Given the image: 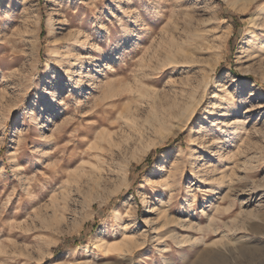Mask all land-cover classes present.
Returning <instances> with one entry per match:
<instances>
[{
	"label": "rangeland",
	"instance_id": "374dc122",
	"mask_svg": "<svg viewBox=\"0 0 264 264\" xmlns=\"http://www.w3.org/2000/svg\"><path fill=\"white\" fill-rule=\"evenodd\" d=\"M246 3L0 0V264H264V0ZM172 35L197 63H168ZM90 108L116 141L155 111L171 115L94 184L107 167L97 146L109 150L85 134ZM230 201L219 232L197 230ZM174 227L198 243L179 244ZM223 243L232 250L201 254Z\"/></svg>",
	"mask_w": 264,
	"mask_h": 264
},
{
	"label": "bare ground",
	"instance_id": "6f19581e",
	"mask_svg": "<svg viewBox=\"0 0 264 264\" xmlns=\"http://www.w3.org/2000/svg\"><path fill=\"white\" fill-rule=\"evenodd\" d=\"M255 1V0H247V3H246V7L251 5V3ZM260 26L264 29V18H262L261 22H260ZM166 30L167 32V28L164 29L162 31V33ZM170 31V29H169ZM200 30H196L195 34L197 37H194L192 38L191 40L189 41H185L188 43L187 46H189L192 50V52H194L195 50L194 49H197V48H201L202 46V43H201V40L203 38V35L201 32H199ZM164 32V33H166ZM169 33V32H168ZM264 33V32H263ZM207 37V36H206ZM78 40L75 39L74 42H77ZM165 46L164 48L162 49H165V56L168 60V63H190L191 65L194 64V63H197L198 62V58L196 56H191L189 54V52H187L186 49H184V42L182 41H178L177 39H174V36L172 35L171 38L167 39L166 42H164ZM204 47V46H203ZM189 50V49H188ZM217 63V62H216ZM197 65V64H196ZM217 65H215L214 67L212 66V68L214 69ZM193 67V66H192ZM195 85V84H194ZM193 85V86H194ZM196 86V85H195ZM198 86V85H197ZM194 91V90H193ZM192 93V92H191ZM107 95H109L107 93ZM114 95V94H113ZM110 96V95H109ZM98 98V97H97ZM105 99V97H103ZM96 99V98H95ZM99 99V98H98ZM101 99V98H100ZM99 99V100H100ZM98 100V101H99ZM98 101L96 100L95 102V106H98ZM103 102V101H102ZM177 104V102H174L172 105L175 106ZM171 105V106H172ZM94 106V104H93ZM92 107V106H91ZM95 108V107H94ZM98 108V107H97ZM92 108H90L87 113L89 117H96L97 118V123L94 124V125H90L88 127V129H86L87 131H85V134L88 135V134H91V133H94L96 132L97 135L99 136V139H101V141H106L107 144H108V150H109V153L105 154L104 155V152H103V145H99L97 146V156L99 157H102L103 159L106 158V164H107V167L105 168L104 166H100L98 167L97 166V170H98V173H97V176L96 178L93 179V182L94 184H98L100 182V179H103V178H106L107 175H110L112 172H114L116 166V163H117V160L119 159L120 154H121V150L122 149H127V148H136L137 144L139 143H142L143 141L148 140V136H150L149 134H151L152 132H155L156 130H158L159 127H162L163 123H164V119L166 118L167 115H171V113H168L165 112L166 110L164 109H161L160 112H154L153 114H151L150 116H148L147 118H145V120H143L142 123H135V127L133 129H130L129 133H127L125 135V137L121 138L120 140L116 141L115 139L112 138L111 135H108L107 138H104V135H103V132H97V128L99 125H102V124H106L107 123V119H108V116H105V115H98L97 114V109H93L91 110ZM129 109V108H128ZM178 110V109H177ZM129 110H127L126 112L128 113ZM177 112V111H176ZM122 113V112H121ZM124 113V112H123ZM101 114V112H100ZM117 114H120V110ZM129 114V113H128ZM173 114V113H172ZM125 115V113H124ZM127 115V114H126ZM133 115V114H132ZM136 116V115H135ZM168 117V116H167ZM134 121V120H133ZM166 123V122H165ZM76 131V130H75ZM99 131V130H98ZM168 133V132H167ZM166 134V133H165ZM165 136V135H164ZM162 136L158 141H151V139H149L150 141H146L145 145L142 146L141 148V153L137 156L135 155L133 157V160H139L142 158V155L144 153H146L152 146H154L157 142L161 141L162 139H164L165 137ZM57 137V136H56ZM155 139V138H154ZM76 142V141H75ZM82 141H78V143H76V145H74V147L76 148L78 144H80ZM101 142V144H103ZM73 144V143H72ZM64 148V147H63ZM65 149V148H64ZM128 150V149H127ZM139 150V149H138ZM79 152V151H78ZM73 152L71 151L70 155L72 154ZM80 153V152H79ZM86 154H89V151H85ZM76 154V153H74ZM91 154V153H90ZM69 155V156H70ZM87 156V155H86ZM63 157V156H62ZM129 161V160H128ZM103 163V162H102ZM81 174V173H80ZM57 171H50V178L48 180L50 181H54V180H57ZM227 177V176H226ZM247 177V176H245ZM44 178V177H43ZM224 178V177H223ZM52 179V180H51ZM47 181V180H46ZM49 182V181H48ZM34 182H32V179H29L28 182H27V187H25L26 189L25 190H29V188L33 187L34 186ZM231 187V186H230ZM252 187V186H251ZM227 192V191H226ZM231 192V191H230ZM233 192V191H232ZM233 194V193H232ZM234 195V194H233ZM223 196V195H222ZM229 196L228 193H226L224 195V198L226 199V197ZM216 197V196H215ZM235 197V196H234ZM221 199V198H220ZM215 201V200H214ZM218 202V201H217ZM241 203V202H239ZM217 204V203H216ZM215 203L210 205V207L212 209H210V213H206V221H205V225H202L201 223V219L197 222V230L200 231L201 233L205 234V231L204 229H207L208 231H211L213 233H217L219 232V220L221 221L222 220V214L225 212V215L227 214H230L232 212V210L234 209V206H235V202L234 201H230V203L225 206V207H221L222 209L218 208V206L216 205ZM202 205V204H201ZM240 205V204H239ZM206 206V205H205ZM205 208V207H204ZM202 212H204V210H202ZM119 214V213H118ZM120 215V214H119ZM165 215V214H164ZM203 215V213H202ZM162 217V216H161ZM165 217V216H164ZM57 216L53 213L52 214V217H51V220L48 219L46 222H47V226L50 227L51 225V221L52 219H56ZM59 218V217H58ZM236 219V218H235ZM234 221V220H233ZM204 222V221H203ZM169 223V222H168ZM183 223V222H181ZM187 223V222H186ZM185 223V224H186ZM232 223V222H231ZM175 224V223H174ZM189 224V223H188ZM222 224V223H221ZM244 224V223H243ZM179 225V224H178ZM233 225V224H232ZM176 226V225H175ZM186 226V225H185ZM229 227L230 225L229 224H226V227ZM179 227H181L179 225ZM178 227V228H179ZM187 227V226H186ZM189 227V226H188ZM223 227V225H222ZM241 227V226H240ZM160 228V227H159ZM158 228V230H159ZM175 228V227H174ZM185 228V227H184ZM233 229V228H232ZM157 230V232H158ZM163 230V229H162ZM160 229V232L162 231ZM166 230V229H165ZM171 230V229H170ZM173 230H176L173 229ZM164 231V230H163ZM162 231V233H163ZM179 231V230H178ZM177 230L173 233H171V237L173 239H175L179 244H184V243H198V239L196 238H192V236L190 235H181L179 234ZM223 231V230H222ZM225 231L221 232L220 233L222 235H224ZM159 232L157 233V236H158ZM161 234V233H160ZM166 236V234H164ZM227 234H225V238H228V236L226 237ZM152 236V235H151ZM163 237V236H162ZM199 237V236H198ZM201 237H202V234H201ZM157 240V239H155ZM162 240V239H161ZM199 240H201L199 238ZM215 240V239H214ZM165 240H163L164 242ZM217 241H220V240H217ZM224 241V240H223ZM226 241V240H225ZM160 242V240H159ZM230 242V241H229ZM165 243V242H164ZM177 243V244H178ZM200 243V242H199ZM213 244H217L216 242H212ZM162 244V243H161ZM138 245V244H137ZM164 244H162L163 246ZM205 245V244H204ZM211 245V244H210ZM215 247H207V248H204L201 252V254L203 255H217L219 253H222V252H225L223 249L225 250H232L231 248H229V244L228 243H223L221 246H216L214 245ZM244 246V245H243ZM141 247V246H140ZM159 248V247H158ZM157 248V250L159 251V249ZM166 248V247H164ZM242 248V246L240 247ZM238 248V249H240ZM163 249V248H162ZM166 250V249H165ZM168 251V250H166ZM234 251V250H233ZM227 252V251H226ZM162 254V253H161ZM223 254V253H222ZM201 260V259H200Z\"/></svg>",
	"mask_w": 264,
	"mask_h": 264
},
{
	"label": "trees",
	"instance_id": "16d2710c",
	"mask_svg": "<svg viewBox=\"0 0 264 264\" xmlns=\"http://www.w3.org/2000/svg\"><path fill=\"white\" fill-rule=\"evenodd\" d=\"M225 17H229V18H231V24H232V26H233V35H234V34L237 32L238 27L240 26V23H239V15L236 14V13L228 12V13H225ZM231 41H232V37H230V38L228 39V44H230ZM158 149H159V147L156 148V150H158ZM150 160H151V153L147 156V158H146V162H149ZM138 168H140V166H138ZM116 199H118V196L113 197V198L110 200V203H109L107 206H104V207L102 208V211H107V210H109V209L111 208L112 204L115 202ZM87 226H88V225H87ZM71 242H72L73 245H78V244H80L79 239L76 238V237H75V238H72V239H71Z\"/></svg>",
	"mask_w": 264,
	"mask_h": 264
}]
</instances>
